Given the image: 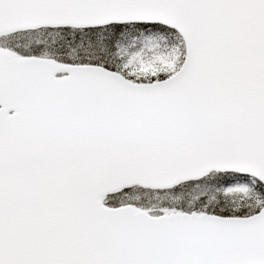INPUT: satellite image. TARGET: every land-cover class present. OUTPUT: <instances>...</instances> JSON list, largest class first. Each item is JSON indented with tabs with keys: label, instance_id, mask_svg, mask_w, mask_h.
I'll list each match as a JSON object with an SVG mask.
<instances>
[{
	"label": "snow or ice",
	"instance_id": "1",
	"mask_svg": "<svg viewBox=\"0 0 264 264\" xmlns=\"http://www.w3.org/2000/svg\"><path fill=\"white\" fill-rule=\"evenodd\" d=\"M0 264H264V0H0Z\"/></svg>",
	"mask_w": 264,
	"mask_h": 264
}]
</instances>
